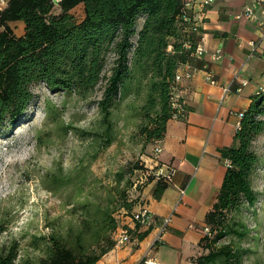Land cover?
I'll list each match as a JSON object with an SVG mask.
<instances>
[{"label":"trees","instance_id":"16d2710c","mask_svg":"<svg viewBox=\"0 0 264 264\" xmlns=\"http://www.w3.org/2000/svg\"><path fill=\"white\" fill-rule=\"evenodd\" d=\"M186 2L8 0L0 16V130L7 122H17L27 111L37 83L89 97L102 81L113 54L111 74L98 102L107 132L112 130L117 101L135 92L145 95L142 112L150 123L143 131L148 140L163 139L168 121L176 114L180 119L187 115V107L183 115L173 102L180 66L190 62L194 67H204L195 55L200 37L191 30L194 15ZM81 5L85 16L79 21L72 11ZM12 22H22L24 32L17 34ZM262 133L264 91L244 112L234 145L222 149L230 164L218 200L207 215L209 231L202 239L206 252L195 259L197 264H240L248 250L231 244L218 247L217 242L230 234L242 239L251 232L249 225L237 221L235 215L245 205L255 206L258 200L251 175L260 161L255 141ZM143 168L139 166L135 171ZM167 187V182L160 181L155 195L161 196ZM121 199L129 210L133 208L125 195ZM68 204L73 214L81 209V216L66 230L59 228L57 221L52 223L56 226L49 235L34 237L32 246L42 251L41 257H21L19 244L13 243L0 248V264H97L116 245L120 222L112 203L87 198L77 204L68 200ZM147 234L139 238L143 240Z\"/></svg>","mask_w":264,"mask_h":264},{"label":"rangeland","instance_id":"374dc122","mask_svg":"<svg viewBox=\"0 0 264 264\" xmlns=\"http://www.w3.org/2000/svg\"><path fill=\"white\" fill-rule=\"evenodd\" d=\"M72 12L79 21L85 16L82 5ZM15 29L17 34L24 31L23 25ZM113 61L111 54L102 81L87 98L52 90L43 82L35 84L27 111L1 128L0 248L18 243L21 257H41L42 251L32 246L34 237L49 235L57 221L66 230L81 216V209L71 213L68 200L112 203L119 221L131 215L140 194L132 183L140 172L135 170L146 163L155 142L143 131L150 123L142 112L143 93L132 92L117 101L112 130L107 132L98 102ZM255 148L260 161L251 178L258 200L235 215L251 232L242 239L230 234L217 242L218 247L231 244L248 249L240 264H264V133L257 137ZM121 195L133 203L131 210Z\"/></svg>","mask_w":264,"mask_h":264},{"label":"crops","instance_id":"0c3cea01","mask_svg":"<svg viewBox=\"0 0 264 264\" xmlns=\"http://www.w3.org/2000/svg\"><path fill=\"white\" fill-rule=\"evenodd\" d=\"M186 1L194 17L204 18L197 35L206 53L199 60L204 67H195L180 85L187 115L171 118L159 143V158L176 169L174 179L159 197L158 180L140 192L155 222L141 227L131 215L124 216L120 226L129 228L132 240L115 245L97 264H148V257H156L158 264H197L195 259L206 252L202 239L207 215L228 169L222 149L234 145L240 113L264 90V9L257 8L255 17L237 18L256 0H214L205 7L199 0ZM11 25L24 27L22 22ZM218 51L221 56L214 58ZM210 73L217 83L208 80ZM146 232L141 240L139 235Z\"/></svg>","mask_w":264,"mask_h":264},{"label":"built area","instance_id":"2783aa9c","mask_svg":"<svg viewBox=\"0 0 264 264\" xmlns=\"http://www.w3.org/2000/svg\"><path fill=\"white\" fill-rule=\"evenodd\" d=\"M214 0H199V4L202 7H205L208 4H211ZM8 0H0V16L3 9L7 6ZM191 6L190 2H186V7L189 10ZM262 7L264 9V0H256L252 5L247 6L241 14L237 15V18L242 17H255L257 8ZM190 11V10H189ZM204 23L203 16L194 17L193 25L191 26L192 31L199 32ZM260 23L264 24V19H260ZM190 46V45H189ZM206 53V48L202 42H200L195 50V55L199 58H203ZM220 51L214 55V58H219ZM196 68L190 63H184L180 66L177 76H176V86H175V95L173 98L174 106L177 107L183 115L186 114V104L182 100L180 93V85L185 78H190L193 75V72ZM208 80L212 83H217V80L212 77V74H209ZM248 81L244 80V84H247ZM226 92L230 90L229 87H225ZM264 91V90H263ZM261 93V92H260ZM244 112L240 113L242 118ZM174 118H179V114H176ZM240 126V124H239ZM160 140L156 141V146L154 148L153 154L148 156V159H145L146 163L143 164V169L137 174L136 179L134 180V189L140 191V187H145L150 181L158 180L171 183L174 179L176 169L172 165L162 163L159 156L163 151V147L159 144ZM226 163L229 165L230 160H226ZM141 195V194H140ZM136 195L137 202L135 208L131 211V216L133 220L137 222L141 227L151 226L155 222V215L151 212L148 206L142 202L141 196ZM171 221V217L167 218L165 221V226L163 230L166 229V225ZM205 231H209V228L206 226ZM116 245H124L131 240V232L129 228L120 226L118 227L116 234ZM148 264H158V259L156 257H148L146 260Z\"/></svg>","mask_w":264,"mask_h":264},{"label":"water","instance_id":"95a60500","mask_svg":"<svg viewBox=\"0 0 264 264\" xmlns=\"http://www.w3.org/2000/svg\"><path fill=\"white\" fill-rule=\"evenodd\" d=\"M262 98L258 99V102L261 101Z\"/></svg>","mask_w":264,"mask_h":264}]
</instances>
